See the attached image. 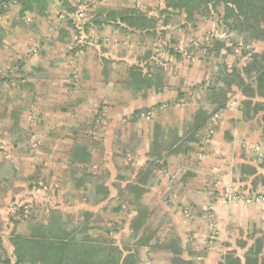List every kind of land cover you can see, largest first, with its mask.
I'll return each instance as SVG.
<instances>
[{"label":"rangeland","instance_id":"obj_1","mask_svg":"<svg viewBox=\"0 0 264 264\" xmlns=\"http://www.w3.org/2000/svg\"><path fill=\"white\" fill-rule=\"evenodd\" d=\"M54 1L49 2L45 16H35L34 19L27 16L24 20L18 17V20H14L13 32L6 27L7 36L4 43L7 52L3 54L4 52L0 51V122L7 119L8 110L10 113L11 110L17 108L22 110V107H25L21 100H29V103L23 102L29 107L32 106L29 113L24 117L21 116L25 121L21 122L23 121L21 120L18 123L24 130L28 128L25 132H18V127V131L15 130L16 135L8 138L4 135L0 136V157L9 156L11 159L14 157L15 163L22 167L20 170L25 174L27 169V177L37 176L36 179L40 177L36 170L39 169L37 164L42 161L41 170L42 173H46L43 178H50L47 179V183L42 180V185L41 181L19 182L18 179L13 181V185L9 183L7 188L3 183L0 184V193L1 191L4 193L0 194V235L4 249L10 256H12L13 247L8 237L13 231L18 232L17 229L21 228L24 222L28 220L31 222L34 219L46 220L50 213L56 211L67 217L71 223L74 221L79 223L83 219V213L88 211L89 201L83 200V193L77 197L74 194L76 190L73 188L70 172L67 177L66 170L52 167L55 165L56 156L49 152H52L56 145L50 147L49 141H45V129L53 131L54 127L62 121L52 120L45 122L44 125L40 117L48 113V108L55 107L56 102L61 108L59 100H62V107L67 113L69 108H75L80 113L82 111L81 116L84 118L92 114L97 118L105 115L103 117L105 119L111 115L114 118L113 121L103 123L101 129L98 127L99 124L95 125L99 131L106 130L107 142L110 145L114 136L112 131L116 130L118 123L126 126L121 121L122 117L130 125L131 121L128 122V119L143 116L146 120L141 122V125L153 132L151 118L155 120L162 115L165 118L168 116L173 118L175 114L180 119L181 117L190 119L199 111L198 108L206 109L203 87L213 70L215 63L212 61L213 58H217L215 61L223 62L230 67L237 65L242 68L250 58L244 55L245 50L264 52V45L260 46L264 41L254 43L250 48L245 47L241 41L232 37L234 34L224 29L220 22L221 18L215 15L217 19H211L210 16H198L199 25L196 28L192 24H183L177 29H171L167 36L161 37L162 39L158 42H153L154 44L147 42V46L140 44L139 37L119 32L112 33L111 28L107 26L92 27L86 32L83 31L87 20L95 16L97 6L110 5L114 8L119 4L115 2L116 0H76L74 5L77 12L69 16V20H77L82 24L76 32L69 26L66 11L59 9V2L56 1V4ZM111 1H114L113 5ZM9 2H12L13 7L8 4L9 11L4 16L11 22L10 16L16 15L15 9L17 10L19 6L14 8L17 0H9ZM159 3L162 5L163 0H130L122 4L123 6L135 5L142 9H155ZM20 22L22 25H18ZM64 36L65 43L61 41ZM213 40L227 44L226 50H222L219 58L215 54L207 56L205 46ZM3 47L4 44L0 48ZM83 48H86V52ZM77 49L80 50L76 52L78 54H73ZM148 51L153 55L151 62H154V65L158 63L166 69L167 83L172 85V88L167 87L165 93L156 94L159 96L156 100H150V95L146 98L132 96L131 93L123 91L122 86L120 89L119 85H114L115 81L122 79L120 72L125 74L129 67L140 64L142 57L149 54ZM70 54L74 55L73 58ZM208 57L212 59L208 60ZM101 58L122 64L119 69L113 65L118 76L110 74L111 76L103 79L102 76H98L99 71L95 73L94 70L89 69V73L93 71L94 78L85 79V74L79 70L81 63L84 62L81 66L89 65L95 68L94 64H97L101 67L103 66ZM39 63L50 72L30 70V66L32 68ZM235 92L236 90L231 94L230 104L239 103ZM258 100L264 102V99ZM229 108L232 112L235 110L233 105ZM123 110H127V113H123ZM231 111L227 114L225 112L222 118H220L222 114L214 115L209 129L206 128L200 136L202 140L200 148L190 152L187 155L188 159L186 157L187 161H184L183 157L180 159L181 162L174 158L175 161L172 160L171 163L169 161L167 167L160 172V178L162 179V175L166 182L170 183L167 179L170 176L176 179L169 186L170 189L173 188L174 196H171L169 200L168 198L153 200L151 196H147V201L151 204L150 208L155 212L153 228L155 231L160 229L155 239L162 242L172 233L176 234L184 250L181 257L193 261V264H217L227 252L232 250H236L237 256L243 258L246 249H241L238 242H247L250 246L255 238H264V184L259 182L252 184L255 177L244 176L240 170L243 164H248L257 169V176L264 178V118L262 117L264 112H259L249 121H245L241 116L242 123L257 125V127L250 128L249 125H244L240 129L234 124L230 115ZM14 118L17 120V116ZM255 118L258 121L254 120ZM14 123L15 121L13 125L10 124L12 128ZM171 124L174 125V122ZM68 126V128L72 127V125ZM258 129L263 130V137L260 136ZM96 135L95 133L91 135L93 139H88L87 143L99 141L95 146L100 149L102 142L98 137L95 138ZM46 148L52 149L47 152ZM97 153V158H102L99 150ZM143 153L138 154L136 158L134 152H127L126 163L137 167L143 163L145 165L147 157L145 154L144 159ZM107 156L109 157L108 154ZM119 159L123 163V160ZM127 164L125 166H129ZM91 167L99 179L102 178L106 182L112 183L116 176H122L121 171H112L102 160H93ZM107 168L111 170L112 175L108 173ZM135 171L138 172V169ZM57 174L62 184L71 185L72 190L71 187L66 188L59 195L53 186L56 183ZM136 174L134 173L135 176ZM162 185L165 184L160 183L157 192L163 189ZM168 191L167 188L163 196H166ZM114 201L106 200L100 205L109 204L114 206L112 213H117V209H120L123 214L117 217H106L108 216L106 207H104L106 214L103 216L96 211L90 222L92 234L102 240H113L120 246L129 243L132 245L135 241L131 240L129 225L130 214L134 212L135 207L125 200ZM164 221L165 226H163ZM170 223L175 229H171ZM206 242L208 247L210 243L211 248L208 249L210 253L207 249L204 250ZM190 253L197 257H190ZM167 256V253L160 250L149 254L143 250L140 264H162L166 259L168 264L170 258Z\"/></svg>","mask_w":264,"mask_h":264},{"label":"trees","instance_id":"obj_2","mask_svg":"<svg viewBox=\"0 0 264 264\" xmlns=\"http://www.w3.org/2000/svg\"><path fill=\"white\" fill-rule=\"evenodd\" d=\"M50 1L17 0L19 19L25 18L28 14L33 17L45 16ZM55 1L59 2V9L66 11L67 20L70 15L77 12L74 5L76 0ZM128 1L130 0H116L115 2L119 3L116 8L110 5L97 6L95 16L87 20L83 31L86 32L92 27L107 26L111 28L112 33L135 35L141 39V42L139 41L141 45L147 46V42L154 44L166 37L171 29H177L183 24H192L196 28L199 25L198 16H210L213 19L215 15L221 18L220 22L224 29L234 34L232 37L241 41L245 47L250 48L252 44L264 41V0H163L164 5L159 3L155 9L151 8L152 10L135 5L123 6L122 3ZM111 2L113 5L114 1ZM8 4H10L9 0H0V17L7 13ZM68 22L76 32L82 26L77 20L71 19ZM18 25H22V22ZM64 33L67 35L66 32ZM6 36V29L0 23V47L3 46ZM61 41L66 42L65 36ZM208 43L205 46L207 56L215 54L219 58L222 50L227 48L226 42L219 40ZM85 49L83 48L84 52ZM79 51L77 49L73 54ZM148 53L144 58L142 57L140 64L129 67L125 74L120 72L122 79L115 81L114 85H119L120 89L122 86L123 91L141 98H146L152 93H165L168 87L167 71L158 63L154 65V62H151L153 55L150 51ZM244 55L250 58L242 68L237 65L230 67L223 62L215 61L217 58L208 57V60L212 59L215 63L209 80L204 82L206 85L203 87L206 109H199L187 129L184 131L169 129L160 122H154L145 165L139 170L134 181L127 184L123 194L125 201L135 207V215L129 225L130 237L135 241L134 244L120 246L113 240H102L93 235L90 222L94 214L91 212H84L83 219L79 223L75 221L71 223L67 217L54 211L46 217V220L26 221V234L16 232L11 234L9 242L13 247L12 256L5 251L0 235V264H140L143 250H146L147 254L159 250L167 253V257L170 258L168 264H193V261L181 257L184 250L176 234L172 233L162 242L155 239L160 229L155 231L153 228L155 212L144 196L159 184V174L167 167L170 158L180 160L183 157L184 161H187V155L200 148L201 134L206 128L209 129L214 115L221 114L227 109L234 90H236L235 95L239 92L242 96L238 101V109L245 121L253 119L261 111L264 112V102L258 100L264 99V52L245 50ZM73 56L70 54L71 58ZM83 57L87 56L83 55ZM101 63L103 66L94 64V67H99L103 78H108L110 74L116 76L114 66L119 69L122 65L104 58H101ZM81 65L79 70L86 75L84 78H94L93 71L89 73L90 67L83 68ZM41 68L39 72L44 71L43 67ZM262 117L264 118V115ZM254 120L258 121L257 118ZM18 123V120L14 123V135L17 134L18 127V132L22 130ZM91 146L83 142L74 145L70 154L69 172L72 175L74 190L82 191L84 198L95 207L105 202L110 192L106 180L99 179L92 171L94 155ZM240 170L244 176L255 177L252 184L257 182L264 184V178L257 176V169L251 165L243 164ZM19 176L15 167L9 163L4 165L0 173L1 182L6 188L12 180L19 179ZM120 211L117 209L116 212L120 213ZM164 224L165 221L163 226ZM255 239L250 246L247 242H238L241 249H246L243 258L237 256L236 250H232L227 252L218 264H264V238ZM189 256L197 257L193 253Z\"/></svg>","mask_w":264,"mask_h":264},{"label":"crops","instance_id":"obj_3","mask_svg":"<svg viewBox=\"0 0 264 264\" xmlns=\"http://www.w3.org/2000/svg\"><path fill=\"white\" fill-rule=\"evenodd\" d=\"M51 1H54V0H51ZM54 2L56 3V1H54ZM11 3L9 4V6L13 7V5ZM14 4H15L14 8H16L17 5H19L18 3H14ZM59 6L60 5L58 4V7ZM7 11H9V8H7ZM15 11L17 12L16 15L12 14V13H8L10 15L12 14V16H10V21L12 23L9 22V19H6V17L4 15L2 17H0V23L3 25V27L5 29H6V27L9 28V30L11 29L10 30L11 32H13L12 30H13V27H14V25H13L14 20H16V19L18 20V17H20L19 14H18V9L17 10L15 9ZM27 16H30L31 18L34 19V17L29 15V14L26 15V17ZM2 18H4V20H2ZM23 20H24V18H23ZM263 43L260 46H263L264 45ZM6 50L7 49H5V43H4V47L2 49L0 48V51L4 52L3 54H5L7 52ZM257 53H259V52L257 51ZM44 55H45V53H44ZM85 66L88 67V68L90 67L88 65H85ZM41 67H43V69H44V71L42 73H49L50 72V70L48 68L46 69L45 66H41V63H39L37 66H33L32 68L30 66L29 68H30V70H32L34 72L35 71L39 72V70L42 69ZM81 67H84V65L81 66ZM79 68H80V66H79ZM89 69L94 70L95 73H97L99 71V68L90 67ZM97 74H98V76H101L100 72L97 73ZM105 84H106V82H105ZM88 86H89V83L87 84V87ZM168 87L172 88V85L168 84ZM239 95H240V93L238 92L237 93V100H241L242 99V96L241 95L239 96ZM158 97L159 96L158 95L156 96V94H154V93L150 94V100H156V99H158ZM23 101L24 102L27 101V103H29L28 102L29 100H21L22 105H25V107H22V110H19L18 108L16 110H11L10 113H9V110H8V115L6 116L7 119L6 120L3 119V121L0 122V136L4 135L6 138H8L9 136L12 137L14 135V128H12L13 126H10L11 123L13 125V121H16L14 116H17V120L18 121H21V120H23L21 122L25 121L21 116L24 117L25 114L29 113L30 110H32L30 108L32 106L29 107ZM50 102L52 103L51 100H50ZM59 103L61 105V108L59 106H57V102H56L54 104L55 107L50 108V109L48 108V113H44V115H42V117H40V120L42 121V123L44 125H45V122H51L52 120H61L62 121L61 124H59L56 121L59 125L55 126L53 131L45 129L46 130L45 131V134H46V140L45 141H49L48 145L50 147H54L56 145V148L54 150H52V152H49V150L52 149V148H46L45 149L47 152L53 153L56 156L55 157L56 158L55 159V165L52 166V167L54 169H57L58 167H60L59 170H61V169L66 170L68 172V176L67 177H69L70 154L73 151L74 145H76V144H78L80 142L87 143L89 141L88 139H93L91 137V135H93L95 133V135L97 134L95 138L98 137L100 142H102V145H101L100 149H98V146H95V145H97V143L99 141L98 142H96V141L91 142L90 141V143L92 145L91 146V150H92V154L94 155V160L95 161L96 160H98V161L102 160V162H105L106 167H108L112 171L119 170V172L121 171V173H122V176H119V177L116 176V179L112 180V183H111V181L106 182V185H107V187L109 189V192H110L109 198L107 200H115V201H117V200H126V198L123 197L125 187L127 186V184L132 183L134 181V178L136 177L134 175V173H139V170L144 166V163L142 165H140L139 167H137L135 165L130 166L129 164H127L126 163V159H127L126 153L127 152H134L135 157L137 158L138 154H140L141 152H144L143 153V158L145 159V154H147V152L149 151L150 142L152 140V131H151V129H149V128L145 129V128H143L144 126L141 125V122L146 120L145 117L142 116V117H138L137 119H134V118L128 119V122L131 121L130 125H128L127 122H126L127 120L125 121V119H123V117H122L121 121H123L126 126H123V123H120V122L118 123V125H117L118 127L116 128V130L113 129V131H112L114 133V136L112 137L111 144L108 145V142H107L108 137L106 138V136H107L106 130L103 129V130L99 131V129L95 125L99 124L98 127L101 129V125L103 123L107 124V121H109V123H110V121H113L114 118L111 115L109 117H106L105 119L103 118L105 115L104 116H100V117L97 118V117H95L92 114H91L90 117L84 118V117L81 116L82 111L80 113V111H76L75 108H72V109L69 108L70 109L69 113H67V112H65L64 108L62 107L63 106V104H62L63 101L59 100ZM232 105H233V107L235 109V110H233V112L229 108V107H232ZM128 108H130V107H128ZM198 110H199V108H198ZM19 111H21V112L19 113ZM123 111H122L123 113H127L125 110H123ZM230 111L232 113V114L230 113V115H231V118L234 121V124L237 127H240V129H242L244 127V125H249L248 127H250V128H252V127L256 128L257 127V125L252 126L249 123L247 124V123H242L241 122V120H242L241 116L242 115H240L241 113H240V111L238 109L237 102H236V104H232V103L230 104L229 103L228 106H227V109L221 113L222 115H220V118H222V116L225 114V112L227 114ZM4 113H5V111H4ZM4 113H2V114H4ZM16 114H18V115H16ZM194 116L192 118H190V119L188 117L187 118L181 117V119H180L179 116H177L175 114H174L173 118H171V116H168L167 118H165L162 115V116L157 117L155 120L151 118V120H152V125L153 126H154V122L155 123H159L160 122L161 125H163L165 128L171 127L173 129H178L179 131H184L185 129L188 128V125L192 122ZM116 120H118V119H116ZM147 120H150V118H147ZM172 122H174V125L171 124ZM251 123H253V121H251ZM68 125H72V127L68 128L69 127ZM166 125H168V126L166 127ZM20 126H21V124H20ZM21 128H22V126H21ZM26 129H28V128H26ZM26 129L24 130L22 128V130H20V133L25 132ZM258 131H259L260 136L263 137V134H262L263 130L262 129L261 130L258 129ZM105 138H106V140H105ZM94 140H96V139H94ZM17 147H19V146H17ZM98 150L100 151L101 156H102V158L99 156L100 159L97 158L98 157V153H97ZM6 153H7V151H6ZM107 154L109 155V157L107 156ZM4 156H6V155L4 154ZM112 156H114L115 159ZM112 158H113V161H112ZM119 158H121L123 160V163H122V161ZM136 158H134V159H136ZM14 159H15L14 157L11 159L9 156H7V158L0 157V173H1L2 168L4 167V165L6 163H9V164H11V165H13L15 167V169L18 171L19 174H22V175L19 176V179H18L19 182H21V181L23 182V181H26V180L35 181V182L36 181L37 182L41 181L40 183L42 185V180L47 181V179H50V178H47V179L43 178L44 175H46V173L45 172L42 173V170H41L42 169V161H41V163L37 164V165H39L38 166L39 169H36L37 173L40 175V177L38 176L39 179H36L37 176H32L30 178H34L36 180H33V179L30 180V178L27 177L28 174L26 175L27 169H26V173L24 174L23 171L20 170V168H22V167L21 166L19 167L18 166L19 164L15 163ZM53 160H54V158L52 159V162H53ZM172 160H174L173 157L170 158V160H169L170 163H171ZM175 160H179V159H175ZM179 161L181 162V160H179ZM106 162L110 163V164H114V165H108ZM125 164H127L129 166H125ZM46 166H47V164H46ZM108 168H107V171L110 173V175H112L111 170H109ZM135 169H138V172H136ZM184 169H185V167H184ZM50 175H51V173H50ZM161 177H162V179L161 178L159 179V181H160L159 184L156 185L155 187L151 188L150 191L144 196V198L146 200H147V196L148 197L151 196L153 200H161L162 198L163 199H167L168 198V200H169L170 198H172L171 196H174L173 188L170 189L169 186H170L171 183H174V179L175 178H173V176H170V178L168 177L167 179L170 181V183H169L168 181L166 182L164 180V177L162 175H161ZM67 180L70 183L69 178ZM55 181H56V183L54 185L53 184L52 185L54 186V189H56V191L59 193V195H60V193L62 194L64 189H66V188L71 187V190H72V186L71 185L67 184L66 186H64L62 184L61 178H59L58 174L56 175V180ZM1 183L2 182H1V179H0V184ZM11 183L13 185V180L11 181ZM160 183L165 184V185H162L163 186L162 190L164 192L162 190L160 192H157V188L160 185ZM167 188L169 189V191L166 192V194H167V195L165 194L166 196H163L165 191L167 190ZM18 191L19 190H17V192ZM80 193H83V192L82 191H76V193H74V194L77 197ZM0 194H4V193L1 191ZM82 197H83V200L87 201V199L84 198V193H83ZM79 199L81 200V198H79ZM80 200H78V201H80ZM90 205L88 204V207H87L88 211H90V212L94 211V212H91V213H95L97 211L96 213L99 214L100 216H103L104 214H106L105 212H106L107 208H108V216H106V217H111V216L117 217V216H121L123 214L122 210H121L120 214L119 213H112V209H113L114 206H110L109 204L106 205V206L105 205L104 206L100 205V206H95V207L94 206H90ZM104 207H106V209ZM84 208L86 209V204L84 205ZM134 215H135V212H132V214H130L131 218ZM26 224L27 223L24 222L22 227L17 229L18 232H16V231L15 232L16 233H21V234H26V231H27V225ZM170 225H172L171 228L173 229L174 225L172 223H170ZM196 231H198V229ZM11 234H10V236H11ZM9 237H8V239H9ZM191 246H192V244H191ZM209 248H211L210 243H209V247H208L207 246V242H206V245L204 246V250L207 249V251H208ZM205 253H207V252H205ZM208 253H210V251H208ZM220 261L221 260H219L217 262V264ZM166 262H167V259L164 260V262L162 264H166Z\"/></svg>","mask_w":264,"mask_h":264}]
</instances>
